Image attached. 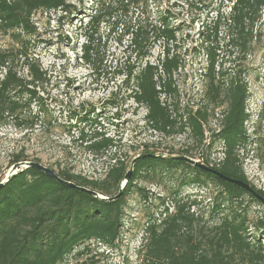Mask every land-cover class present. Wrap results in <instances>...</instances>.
<instances>
[{
    "label": "trees",
    "instance_id": "1",
    "mask_svg": "<svg viewBox=\"0 0 264 264\" xmlns=\"http://www.w3.org/2000/svg\"><path fill=\"white\" fill-rule=\"evenodd\" d=\"M82 1L0 0V31L18 40L17 47H0V124L11 122L23 130H33L39 122L51 125L43 109L36 114L30 112L29 105L36 99L30 85L42 80L45 72L38 59L28 54L29 40L22 36L37 32L31 20L37 10H60L71 15L80 10L75 2ZM231 2L229 12L224 16L226 38L236 49L234 57H245L257 39L256 24L264 11V0ZM166 11H152L150 0H94L86 21L82 23L80 20L79 24L84 28L80 57L92 72L99 73L105 67L108 39H114L119 45L125 40L123 51L127 52V60L123 66H116L115 72L125 76L123 83L126 87L133 80L136 87L132 88L133 98L146 106L147 121L166 133L188 127L197 145L203 143V126L208 121L209 108L225 105L220 115L217 114L220 129L214 134L221 140L218 153L223 152V156L213 164L203 157L200 162L228 177L247 182L264 197V191L256 190L248 181L235 152V148H240L248 139L245 124L249 118L246 111L249 92L241 68L232 73L222 68L216 70V53L209 48L207 64L204 72H200L204 76L200 106L186 108L184 114H177L178 104L174 103L173 115L169 106L160 100L162 93H177L172 76L181 65L180 54L174 49L178 41L177 27L171 24ZM156 45L160 47L159 60L152 64L147 57ZM18 62L26 67L29 79L18 74ZM108 103L116 106L112 100ZM89 114V110L84 112L80 121L85 124L90 121L94 125L96 118ZM78 136L85 143L84 148L95 155L115 146L114 139L102 130L84 132L80 129ZM179 153L190 157L189 149ZM12 156L11 164L28 160L22 150ZM158 164L182 173L190 172L192 175L181 174L180 186L193 184L205 189L208 184L214 186L217 191L212 197L210 216L224 207L231 209L218 224L207 226L202 213L191 210L192 206L203 207L206 194L191 199L174 197L172 208L166 204L168 195L156 197L153 207L158 218L152 216L153 212L147 213L136 251L138 264H264V218L250 222L245 209L240 208L244 203L243 196L261 203L254 195L185 160L151 157L138 160L122 195L110 202L65 187L41 170L30 167L20 171L0 188V264H66L70 256L81 257L88 253L90 243L114 248L120 241L123 206L133 181L141 175L142 168L144 177L155 181L156 173L150 175V171H156ZM52 169L60 177L102 194L107 195L112 187L114 195L128 166L118 160L100 181L88 180L68 167ZM137 190L143 200L149 198L144 188ZM172 193L174 195L175 191ZM233 203H236L235 207ZM250 223L254 233L260 234L254 242L246 240ZM238 260L242 262L237 263Z\"/></svg>",
    "mask_w": 264,
    "mask_h": 264
},
{
    "label": "rangeland",
    "instance_id": "2",
    "mask_svg": "<svg viewBox=\"0 0 264 264\" xmlns=\"http://www.w3.org/2000/svg\"><path fill=\"white\" fill-rule=\"evenodd\" d=\"M75 3L80 10L71 15H65L60 10H37L31 16L37 32L22 36L29 40L28 54L38 59L45 72L42 80L30 85L36 93V99L29 105L30 112L36 114L43 109L51 125L46 126L38 121L33 130H23L14 127L11 122L0 124V180L11 165L12 155L20 150L28 160L36 159L56 170L68 167L88 180L99 181L105 178L107 170L118 160L125 162L129 168L131 160L138 154L152 151L155 152L153 154L170 156L189 149L190 157L197 161L203 157L208 158L211 164L218 162V157L222 156L218 153L221 140L214 134L220 129L217 114L220 115L225 105L209 108V118L203 126L204 139L200 145L196 144L188 127L166 133L151 126L146 119V106L133 98L132 88H136L133 80L126 87L123 83L125 76L115 72V67L123 66L127 60V52L123 51L125 40L119 45L114 39H108L105 44V67L99 73L92 72L80 57L84 28L79 24L80 20L82 23L86 21L94 0ZM150 3L152 11L166 9L169 21L177 27L178 41L174 49L180 54L181 65L172 76L177 93L160 94V100L169 106L173 115L174 103L178 104L177 114H184L186 108L196 109L200 106L204 82L200 72H204L209 48L216 53V70L222 68L232 73L242 69L249 92L246 101L249 118L245 124L248 139L240 148L236 147L235 152L248 181L256 190L264 191V11L256 24L257 39L245 57L237 58L234 57L236 49L228 44L224 24L231 0H150ZM17 41L0 31L1 48L17 47ZM159 50L157 45L152 49L147 57L150 63H158ZM16 68L20 76L29 79L26 67L21 62L16 63ZM111 100L116 106L108 103ZM88 110L89 116L96 118L94 125L90 121L86 124L80 121ZM80 129L84 132L102 130L114 139L115 146L95 155L84 148L85 143L78 136ZM141 170L123 206L119 244L108 248L90 243L88 253L81 257L70 256L66 264H138L136 251L142 238L141 228L146 223L148 212H153L152 216L158 218L153 207L158 196L168 195L166 204L172 208L174 197L191 199L206 194L203 207L192 206L191 210L196 214L202 213L207 226L218 224L231 209L224 207L210 216L212 197L217 190L210 184L206 186L207 189L193 184L180 186L181 174L192 175L187 170L182 173L181 170L158 164L155 172L150 171V175L156 173L155 181L146 179L144 169ZM140 187L148 192L149 198L143 200L137 190ZM113 193L114 188L111 187L107 195ZM243 202L240 208L245 209L250 222L264 218L262 202L257 203L248 196H243ZM232 206L235 207L236 203ZM250 224L246 240L254 242L260 234L254 233L255 229ZM92 258L94 263L90 260Z\"/></svg>",
    "mask_w": 264,
    "mask_h": 264
},
{
    "label": "water",
    "instance_id": "3",
    "mask_svg": "<svg viewBox=\"0 0 264 264\" xmlns=\"http://www.w3.org/2000/svg\"><path fill=\"white\" fill-rule=\"evenodd\" d=\"M143 157H151V158H155V159L185 160V161L189 162L191 165H194V166H197V167L202 168L204 170L210 171L213 174L218 175L219 177H221L224 180H227L229 182H232L234 184L239 185L240 187L249 191L252 195H254L255 198H257L260 202H262L264 204V197L262 195H260L259 193H257L247 182H245L241 179L228 177V176L222 174L221 172H219L218 170L212 168L211 166H207V165L203 164L202 162L197 161V160H195V159H193L187 155H183V154L170 155V156L165 155V154H153V153L138 154L133 160H131L129 168L126 170L125 174L123 175V177L119 183L118 192L114 195H105V194H102V193H100L94 189L89 188V187L77 185L70 180H66V179L60 177L57 174V172H55V170H53L51 167L45 166L42 163H40L38 161H34V160H20V161L12 163L10 165L7 173L5 174V176L0 180V188L2 186H4L12 177H14L20 171H22L25 168L31 167V168L41 170L46 175L55 179L57 182H59L61 185L65 186V187L75 188L77 190L87 192L99 200L110 202V201L118 199L122 195L128 181L132 175L135 161L140 159V158H143Z\"/></svg>",
    "mask_w": 264,
    "mask_h": 264
},
{
    "label": "built area",
    "instance_id": "4",
    "mask_svg": "<svg viewBox=\"0 0 264 264\" xmlns=\"http://www.w3.org/2000/svg\"><path fill=\"white\" fill-rule=\"evenodd\" d=\"M221 154H222V156H223V152H220Z\"/></svg>",
    "mask_w": 264,
    "mask_h": 264
},
{
    "label": "flooded vegetation",
    "instance_id": "5",
    "mask_svg": "<svg viewBox=\"0 0 264 264\" xmlns=\"http://www.w3.org/2000/svg\"><path fill=\"white\" fill-rule=\"evenodd\" d=\"M133 183H134V181H133Z\"/></svg>",
    "mask_w": 264,
    "mask_h": 264
}]
</instances>
